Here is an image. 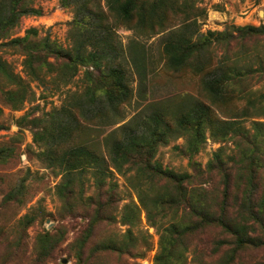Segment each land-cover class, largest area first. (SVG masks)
<instances>
[{
  "label": "trees",
  "instance_id": "obj_1",
  "mask_svg": "<svg viewBox=\"0 0 264 264\" xmlns=\"http://www.w3.org/2000/svg\"><path fill=\"white\" fill-rule=\"evenodd\" d=\"M202 2L60 0L61 6L73 13L71 47L64 49L48 35L40 37L34 27L26 29L23 36H15L22 17L41 15L42 10L32 0H0V51L13 50L23 55V71L31 80L86 68L87 91L83 99H72L28 123L33 129L32 141L39 147L37 155L61 173L55 191L66 213L81 205L82 209L96 212L93 226L98 220L114 221L110 212L120 202L117 183L112 180L114 173L125 177L135 191L136 201L130 199L120 209L119 222L128 228L122 238L100 244L101 249L127 251L146 242L148 235L141 234L138 226L142 212L158 235L153 264H233L239 251L264 247L261 186L255 196V175L264 170V84L255 88L247 80L258 67L264 72V57L259 58L256 68L251 63L257 54L255 44L261 41L264 50V24H230L222 30L201 33L200 25L207 16ZM120 26L148 36L169 31L163 43L167 65L176 71L188 68L198 75L212 105L189 97L176 109L166 111L160 107L149 114L139 111L125 122L120 117L115 119L118 107L132 96L120 67L126 59L125 48L116 35ZM127 53L140 72L143 55L132 44ZM25 81L0 55V90L13 109L21 108L30 93ZM84 120L96 121L109 129H98L100 139H83ZM207 134L221 143L207 163V169L216 170L223 183L216 197H210L203 187L189 188L191 174L163 167L155 158L160 147L183 136L184 153L191 160L205 144ZM228 142L233 147L226 154L223 143ZM12 154L11 147H0V159ZM88 174L90 183L85 177ZM232 192L239 201L231 211L228 199ZM18 194L19 191H10L5 199L14 201ZM38 216L24 214L12 226L13 231H26ZM208 226L219 228L223 235L213 239L214 250L210 254L196 253L189 262L193 236ZM90 231L76 252L79 262ZM61 241L58 232L37 233L36 258L30 264H44ZM11 246L9 251L17 254L20 239ZM23 256L26 259L20 253Z\"/></svg>",
  "mask_w": 264,
  "mask_h": 264
},
{
  "label": "rangeland",
  "instance_id": "obj_2",
  "mask_svg": "<svg viewBox=\"0 0 264 264\" xmlns=\"http://www.w3.org/2000/svg\"><path fill=\"white\" fill-rule=\"evenodd\" d=\"M32 4L41 8V15L22 17L15 36H23L26 29L34 27L40 37L48 35L62 48L70 49L72 32L70 22L73 18L71 9L61 6L60 0H32ZM202 6L206 8L207 16L200 25L201 33L207 30H222L230 24L254 26L264 24V0H203ZM236 17L243 18V24H238L240 18L238 23H235ZM116 31L119 44L125 48L126 54V59L121 61L120 67L125 71L132 96L128 102L118 107L115 119L120 117L125 122L139 111L149 114L160 107L166 111L167 108L176 109L189 97L203 99L210 104L198 75L188 68L176 71L167 65L163 43L169 31L150 36L138 34L124 26L118 27ZM130 44L145 58L140 72L133 62H130L127 53ZM255 48L257 54L252 57L251 63L256 68L259 58L264 57L262 42L256 43ZM0 55L10 64L15 74L26 80L30 88L29 95L19 109H13L6 104L0 90V147L13 149L10 157L0 159V264H30L32 259L34 261L35 237L37 233L45 230L55 234L58 232L62 241L58 242L44 264H153L152 259L158 249V235L156 228L147 224L144 212L141 213L138 226L141 234L148 235L146 242H141L127 251L100 248V244L122 238L123 232L128 228L119 222L120 209L121 205L130 199L136 201V193L125 177L117 173L112 176V180L117 183L120 202L113 213L111 209V212L109 211V206H105V210L114 216V221L107 223L105 220H98L93 226L92 221L96 214L93 210L82 209L81 205H77L70 213H66L64 208L61 209L62 204L55 191L61 173L58 168L48 165L37 155L39 147L32 141L33 129L28 123L29 119L44 115L62 104H68L72 99L85 97L86 68L81 66L75 73L69 72L71 75L68 73L64 75L63 71H58L56 74L44 76V79L39 81L31 80L23 71V55L6 49L1 50ZM256 69L253 76L247 79L249 86L255 88L264 84V72L259 71V67ZM79 119L82 120V117L79 116ZM82 122L86 125L82 132L83 139H100L98 129L105 131L109 129L96 121ZM185 145L183 136L171 139L167 145L158 149L155 158L163 167L178 173L191 174L189 188L203 187L210 197L211 195L216 197L223 183L216 170L207 169V163L221 143L213 141L207 134L205 144L191 160L184 153ZM223 147L226 154L232 152L233 145L230 142L223 143ZM198 169L201 171L198 172ZM85 177L90 183L89 174ZM255 182L258 186L255 195L257 196L264 189V170L256 173ZM10 191H19L16 200L5 199ZM87 193H90L89 190ZM234 195L235 192H232L228 199L231 211L236 209L239 201ZM26 213L39 216L26 231L16 229L13 231L12 226L16 225L17 219ZM42 216L44 217L41 220ZM89 229L91 230L89 237L83 245V259L79 262L76 252L79 251L80 241ZM222 235L219 228L209 226L196 233L192 238L188 261L190 262L196 253L210 254L214 250L213 239ZM17 239H20V248L15 254L9 249ZM20 253L25 254L26 259L24 256L20 257ZM31 264H38V261ZM233 264H264V247L239 251Z\"/></svg>",
  "mask_w": 264,
  "mask_h": 264
},
{
  "label": "crops",
  "instance_id": "obj_3",
  "mask_svg": "<svg viewBox=\"0 0 264 264\" xmlns=\"http://www.w3.org/2000/svg\"><path fill=\"white\" fill-rule=\"evenodd\" d=\"M240 18V23H238V19ZM235 23H238V24H243V18H241V17H236V21H235Z\"/></svg>",
  "mask_w": 264,
  "mask_h": 264
}]
</instances>
